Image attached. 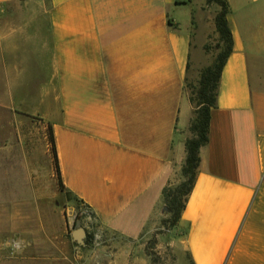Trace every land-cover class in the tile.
<instances>
[{"label": "crops", "instance_id": "0c3cea01", "mask_svg": "<svg viewBox=\"0 0 264 264\" xmlns=\"http://www.w3.org/2000/svg\"><path fill=\"white\" fill-rule=\"evenodd\" d=\"M227 3L232 48L173 226L176 264H264V0ZM217 11L205 0H0V126L11 131L0 242L21 244L0 264H75L46 226L60 199L48 127L64 191L108 238L82 264H150L139 240L168 216L162 191L191 137L186 84L213 61Z\"/></svg>", "mask_w": 264, "mask_h": 264}, {"label": "trees", "instance_id": "16d2710c", "mask_svg": "<svg viewBox=\"0 0 264 264\" xmlns=\"http://www.w3.org/2000/svg\"><path fill=\"white\" fill-rule=\"evenodd\" d=\"M206 4H215L218 11L214 16L215 30L218 36V51L212 63L200 71L195 91V108L190 121L191 137L185 142V161L181 168L182 181L175 187L167 186L162 191L165 210L168 219L164 220L170 226L176 225L184 210L187 198L194 184L195 172L199 164V150L207 143L209 113L215 107L217 86L222 67L231 52L232 35L228 27L226 16L229 12L227 0H205ZM210 47L204 46L208 51ZM192 100H190V103ZM48 143L53 157L54 172L58 186L62 187L56 160L55 145L51 129H47Z\"/></svg>", "mask_w": 264, "mask_h": 264}, {"label": "rangeland", "instance_id": "374dc122", "mask_svg": "<svg viewBox=\"0 0 264 264\" xmlns=\"http://www.w3.org/2000/svg\"><path fill=\"white\" fill-rule=\"evenodd\" d=\"M218 44H213L211 48V54L215 55L218 51ZM197 83V82H196ZM192 82L186 84V91L189 97V100H192L191 104L195 108V91L197 84ZM7 119V114L4 111H0V122L4 123ZM23 133H30L28 129L23 127L21 129ZM46 137H47V130ZM21 133V132H20ZM11 136V131L8 128L0 126V147L3 146L5 136ZM36 137H40V133H37L36 130L32 131V134ZM49 145V143H48ZM1 160V159H0ZM54 177L55 172H54ZM182 181L181 173L176 177L170 187H175ZM1 186V185H0ZM58 191L60 192V199L55 200L54 209L50 208L48 217L50 218L49 224L46 226L49 227V231L54 232L55 237L58 236L57 240L59 241V246L62 254H72L76 251L78 246L71 238L70 233L73 229L79 228L81 218L78 216L80 212L81 205L73 197L68 195L64 189L60 186ZM20 188V187H19ZM53 211V212H52ZM2 215H4V209H0ZM47 217V215H46ZM169 215L162 218L156 225V228L147 234L144 238L139 240V244L145 250V253L148 257L150 264H176L174 256L171 252V238L173 236V226H170L168 223H165L164 220L168 219ZM59 218V224H58ZM80 220V221H79ZM72 222V230L69 229V223ZM48 235V231L45 232ZM18 237V236H17ZM21 247L20 240L14 238L13 240L3 239L0 242V258H15V251ZM18 248V249H16ZM16 249V250H15ZM63 260V257H62ZM63 264V263H62ZM76 264V263H75Z\"/></svg>", "mask_w": 264, "mask_h": 264}, {"label": "built area", "instance_id": "2783aa9c", "mask_svg": "<svg viewBox=\"0 0 264 264\" xmlns=\"http://www.w3.org/2000/svg\"><path fill=\"white\" fill-rule=\"evenodd\" d=\"M78 216L81 218L79 226L85 232L83 238L84 246L78 245L76 247V251L73 252V258L76 264H82L87 258H96L102 247L105 246L108 238L95 222L94 216L87 206L81 205ZM72 224V222L69 223L70 230L73 228Z\"/></svg>", "mask_w": 264, "mask_h": 264}, {"label": "water", "instance_id": "95a60500", "mask_svg": "<svg viewBox=\"0 0 264 264\" xmlns=\"http://www.w3.org/2000/svg\"><path fill=\"white\" fill-rule=\"evenodd\" d=\"M72 240L79 246H84L83 238L85 236V232L83 228L79 227L73 229L70 233Z\"/></svg>", "mask_w": 264, "mask_h": 264}]
</instances>
